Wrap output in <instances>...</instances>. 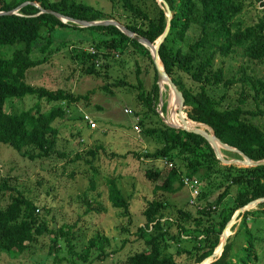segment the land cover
<instances>
[{
	"label": "trees",
	"instance_id": "1",
	"mask_svg": "<svg viewBox=\"0 0 264 264\" xmlns=\"http://www.w3.org/2000/svg\"><path fill=\"white\" fill-rule=\"evenodd\" d=\"M23 1H34L39 8L50 9L74 19L91 21L107 18L100 9L75 0H0V10H11ZM109 1L112 5L117 3L126 13L122 24L135 35L153 42L163 31L167 20L165 9L156 5L154 0H149L153 2L152 15L142 5L145 0ZM162 1L168 6L171 17L157 54L163 70L181 94V105L177 113L181 118L207 125L220 142L235 148L248 159L264 158V77L252 69L246 71L243 67L229 73L222 60L229 55H239L246 61L264 64V0ZM252 6L259 14L250 18L248 24L242 25L238 16ZM39 8L27 3L13 13L0 14V45L22 44L9 57L0 58V143L11 147L28 160L53 155L56 153L53 147L58 130L52 122L66 116L71 104L87 97L59 87L48 89L32 85L24 79L29 68L49 58L53 33L57 28L91 31L89 44L93 51L80 50L74 56L87 62L82 71L87 75L101 74L98 67H102L109 56H127L134 65L137 85L133 88L138 90L137 99L147 110L156 114L154 102L158 86L146 47L113 25L79 27L69 21L62 22L47 12L37 13ZM192 28L196 33L189 39L187 32ZM38 40L41 44L36 45ZM33 51L42 53L40 58H31L29 54ZM137 54L143 55L153 69L152 81L146 91L140 88L141 77L138 76L142 73V66L135 56ZM217 59L219 65L214 64ZM119 84L124 82H114V85ZM26 95L51 104L45 110H41L39 102H35L18 112L5 111L6 99L12 101ZM77 117L83 119L82 114ZM136 123L142 127L145 135H153L160 143L154 150L144 151L140 157L163 158L166 165L159 184H156V180L160 170L147 168L143 171L144 178L153 183L152 192H174L182 185L181 178L184 176L204 181L206 188L195 195L196 203L192 205L187 202L191 207L196 205L195 214L189 209H177V219L172 221L177 233L188 236L187 239L192 241L190 248H176L174 253H184L188 260L186 264L199 263L217 245L219 234L231 214L249 201L264 196V165L223 164L215 157L204 137L197 133L174 128L160 121L155 127L146 126L142 119ZM96 150L97 146L88 149L85 155L92 160ZM226 152L238 155L236 151ZM57 156L63 157V153L57 152ZM75 157L80 155L76 153ZM85 162L92 169L88 189L94 190L96 169L89 159H85ZM216 175L224 185L214 198V204L220 207L215 211V205H212L211 210V202L206 199L213 184L209 181L210 177ZM104 184L109 205L121 210L126 216L128 200L118 187L115 177L104 176ZM230 187L233 189L230 200L222 201ZM5 192L7 201L0 205V252L18 255L29 251L31 246L42 241L41 238L47 237L50 240L48 253L57 250V241L62 238L72 259L78 258L87 263L85 261L88 258L102 260L107 256L109 237L106 235L93 234L80 251H75L71 242V224L65 228L49 226L38 213L42 206L37 197L27 196L6 179H1L0 193ZM200 200H204L207 207ZM85 204L86 212H101L105 209L99 202H95L96 206L93 207L91 198H87ZM163 209L162 200L152 198L147 201L141 212L144 222L136 227L137 237L142 239L145 247L128 255L125 264H178L168 251L167 242L169 239L177 242L178 239L176 235L164 237L162 232ZM247 214L264 217V200L257 203L255 209L241 212L240 221L244 232L249 230L246 227ZM250 248L251 242L244 240L238 251L240 255L232 256L234 253L230 240H225L220 255L207 264H256L249 258Z\"/></svg>",
	"mask_w": 264,
	"mask_h": 264
},
{
	"label": "rangeland",
	"instance_id": "2",
	"mask_svg": "<svg viewBox=\"0 0 264 264\" xmlns=\"http://www.w3.org/2000/svg\"><path fill=\"white\" fill-rule=\"evenodd\" d=\"M75 1L100 9L107 15L105 19L115 20L121 24L125 19L126 13L117 3L112 5L109 0ZM160 2V0H154L156 5L164 8ZM152 3L149 0L142 3L149 15L153 14ZM255 5L257 6V4ZM256 14L259 12L252 6L240 14L238 19L242 25H246L250 18H254ZM90 32L89 30L57 28L53 33L50 45L52 50L48 53L49 58L26 71L24 79L29 84L44 86L48 89L59 87L69 90L73 94L86 95L87 97L71 104L66 116L56 118L52 122L58 130L53 147L56 153L53 155L28 160L21 157L11 147L0 143V180L6 179L23 194L37 197L42 206L38 213L49 226L65 228L66 225L71 224V242L75 251H80L90 236L100 233L109 237L108 254L102 260L88 258V261H85L87 263H83L80 259H72L69 256L62 238L57 241V250H51L48 253L50 240L43 237L42 241L31 246L27 252L18 255L0 252V264H125L128 255L145 247L142 239L137 237L136 227L143 224L144 219L141 212L147 201L152 198H158L164 203L162 210L164 213L162 218L164 237L176 235L178 239L177 242L167 240L168 251L171 252L178 264H186L188 260L185 254L177 255L174 252L176 248H190L192 241L187 239L188 236L179 235L172 221L177 219V209H189L194 213L196 205L191 207L188 204V189L183 184L174 192L160 190L152 192L153 183L144 178L143 171L147 168L160 170V176L156 180V184H159L164 176L166 165L163 158L140 157L144 151H152L160 143L153 135H145L142 132V127L136 123L138 119H142L146 126L155 127L159 121L166 124L163 118L167 114L169 115L170 89L165 83L162 90L158 89L157 99L154 102L156 114H154L144 107L140 99H137L138 90L133 88L137 85L134 65L127 56H109L105 65L102 64V67H98L101 73L98 76L83 73L87 62L74 58V56L80 50L85 49L86 51V48L90 47ZM195 33V29H190L187 32V38L194 37ZM39 44H41L40 40L36 42V45ZM21 46V43L0 45V58L9 57L14 49ZM41 54L33 51L29 55L31 58H40ZM135 56L142 66V73H139L138 76L141 77L140 88L144 91L149 90L153 77L152 65L143 55ZM222 60L223 66L229 73L243 67L246 71L252 69L256 74L264 77L263 63L246 61L239 55L234 57L229 55ZM214 64L219 65V59L215 60ZM117 80L123 81L124 84L114 85ZM103 85L106 86L105 89L102 88ZM8 101L9 99H6L4 109L10 112H18L35 102H39L41 110L47 109L51 104L43 99L36 100L35 97L28 95ZM161 106H163V110H161ZM82 113L88 115L92 122L88 123L81 117H77ZM190 126L206 131L204 126ZM262 127L264 129V126ZM95 146H97V150L91 160L90 156L85 155V151L95 149ZM217 148L223 159L235 160L233 164L243 165L241 163L243 158L239 154L226 152L231 150L219 146ZM57 152L63 153V157L57 156ZM76 153L80 157L76 158ZM85 159H89L90 164L96 169V174H94L96 188L94 190L88 189V179L92 175V169ZM104 176H114L122 194L128 200L126 216L121 213V210L112 208L107 202ZM195 177L197 178V176ZM197 180L199 192L206 186L204 181H199L198 178ZM209 181L213 184L206 200L211 202V210H213L214 198L217 193L221 192L224 183L220 181L218 175L211 176ZM174 186H176L175 183ZM229 189V193L222 201L230 200L233 189L232 187ZM6 193H0V205L7 201ZM195 197L193 203L190 204L196 203ZM87 198H91L93 207L96 206L95 202L103 205L104 211L86 212ZM200 201L207 207L204 200ZM256 206L257 203L252 204L245 210L255 209ZM219 208L218 205H215L214 210H219ZM235 213L236 211L231 214L225 225V227L229 225L226 240H230L231 250L234 253L232 256L240 255L238 251L245 240L251 242L250 260L256 264H264V217L247 214L246 227L249 230L244 232V226L240 221L241 212ZM213 217L215 218V215ZM221 232L218 243L212 250V252L215 250L217 252H214L212 258H206L207 262L218 256L216 254L220 251L217 246L221 239Z\"/></svg>",
	"mask_w": 264,
	"mask_h": 264
},
{
	"label": "water",
	"instance_id": "3",
	"mask_svg": "<svg viewBox=\"0 0 264 264\" xmlns=\"http://www.w3.org/2000/svg\"><path fill=\"white\" fill-rule=\"evenodd\" d=\"M162 2V4L164 5V9H165V15H166V24L165 27L163 29V31L161 32V34L154 40L155 43L153 42H149L146 39L135 35L133 32H131L130 30H128L123 24L115 21V20H111V19H102V20H91V21H87V20H81V19H74L68 16H64L61 15L53 10L50 9H42L39 8V5L34 2V1H23L20 4H18L15 8L11 9V10H7V11H2L0 10V14L3 13H13L14 11H16L18 8H20L21 6H23L24 4H31L37 8H39V11L37 13H41V12H47L50 13L52 15H54L56 18H58L60 21L62 22H72L73 24L79 26V27H87V26H92V25H113L115 26L119 31H121L122 33H124L125 35L135 39L137 42H139L141 45H143L144 47H146L149 51V55L151 58V62L153 64V67L155 69V75H156V83L158 86V89L160 88L159 83L162 81L165 84L168 85L170 92L173 96V99L175 101V108H172V112L175 114L177 113V109H179L180 105H181V94L179 92V90L176 88V86L174 85V83L171 81L170 77L168 76V74L165 73V71L162 68L161 62L158 58V54H157V48L159 43L162 41L163 37L165 36L167 30H168V26H169V19L171 17V12L168 8V6L166 5V3L162 0H160ZM165 123L168 126L174 127V128H182L188 131H191L193 133H197L199 135H201L202 137H204V139L208 142L209 146L212 148L215 157L223 164H233L235 162V160H225L221 157L220 152L218 151L217 146L222 147L224 149H228L231 151H236L242 158L243 160H241V163L243 165H264V158L259 159V160H250L248 159L245 155H243L242 153H240L239 151H237L235 148L230 147L222 142H220L212 133V131L210 130V128L202 123L199 122H192L194 123V126H204L206 128L205 130H202L200 128H196V127H192V126H188L185 124L186 120H184L183 118H180V121L178 123H169L165 120V118H163ZM264 200V196L263 197H259L256 199H253L251 201H249L248 203H246L244 206L237 208L235 211V214H239L240 212L244 211L245 209H247L248 206L255 204V203H259L261 201ZM226 225V224H225ZM225 227V226H224ZM224 229V228H223ZM222 229V230H223ZM221 237H222V241L220 242V246H219V253L217 254L218 256L220 255V252L222 250L223 244L225 243L226 240V235H224L223 231L221 232ZM216 253V250L214 251ZM214 252H212L209 256H207L206 258H212L214 256ZM217 256V257H218ZM206 258L203 259L201 262H199L198 264H207L208 262H204L206 261ZM197 264V263H196Z\"/></svg>",
	"mask_w": 264,
	"mask_h": 264
},
{
	"label": "built area",
	"instance_id": "4",
	"mask_svg": "<svg viewBox=\"0 0 264 264\" xmlns=\"http://www.w3.org/2000/svg\"><path fill=\"white\" fill-rule=\"evenodd\" d=\"M87 51L92 52L93 49L91 47L86 48ZM82 117L83 120L91 123L92 120L88 117V115H85L84 113H82ZM182 184L184 186L187 187L188 191H189V203L193 202V198L195 197V195L197 194L198 190H197V180L194 177H182L181 178Z\"/></svg>",
	"mask_w": 264,
	"mask_h": 264
},
{
	"label": "bare ground",
	"instance_id": "5",
	"mask_svg": "<svg viewBox=\"0 0 264 264\" xmlns=\"http://www.w3.org/2000/svg\"><path fill=\"white\" fill-rule=\"evenodd\" d=\"M159 86H160V89L162 90L163 89V87H164V82H160L159 83ZM169 104H170V108H169V115L167 114L166 116H165V120L167 121V122H169V123H178L179 121H178V119H179V114L178 113H173L172 112V108H175L176 106V104H175V101H174V99H173V96H172V94H171V92H170V96H169ZM168 107V106H167ZM181 118V117H180ZM184 119V118H183ZM184 120H186V119H184ZM186 124L188 125V126H190V125H194V123H192V122H190V120H186ZM228 229H229V225H227L226 227H225V229H224V231H223V233H224V235H227V231H228ZM222 241V237H221V239H220V242ZM220 242H219V245L217 246V247H219L220 246ZM217 252V251H216ZM217 255V254H216ZM208 260V259H207ZM207 260L205 261V262H207Z\"/></svg>",
	"mask_w": 264,
	"mask_h": 264
}]
</instances>
